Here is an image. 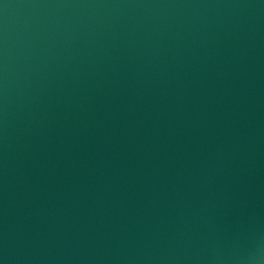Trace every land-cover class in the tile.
I'll return each mask as SVG.
<instances>
[{
	"label": "water",
	"instance_id": "obj_1",
	"mask_svg": "<svg viewBox=\"0 0 264 264\" xmlns=\"http://www.w3.org/2000/svg\"><path fill=\"white\" fill-rule=\"evenodd\" d=\"M0 264H264V0H0Z\"/></svg>",
	"mask_w": 264,
	"mask_h": 264
}]
</instances>
